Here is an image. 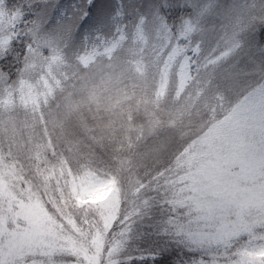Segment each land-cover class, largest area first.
Wrapping results in <instances>:
<instances>
[{"label":"rangeland","instance_id":"rangeland-1","mask_svg":"<svg viewBox=\"0 0 264 264\" xmlns=\"http://www.w3.org/2000/svg\"><path fill=\"white\" fill-rule=\"evenodd\" d=\"M172 1L145 2L142 6L140 16L131 24L134 29L131 37L138 42L132 47L144 49L146 53L122 51L131 55L130 65L122 66L121 60H117L121 57L115 56L122 40L114 18L121 11L120 3L118 0H98L104 6V13L87 28L55 44L54 51L47 46L41 51L39 45L42 41L33 43L22 59L15 81L8 82L0 73V209L4 207L10 215V219L0 218V264H24L28 257H37L28 260V264H41V261L55 264L58 256L70 249L66 243L56 240L55 235L46 239L48 226L37 227L35 219L32 222L31 217L27 218L18 208L21 198H35L39 190L56 192L61 186L57 170L54 173L53 169H46L48 155L55 156L53 150L58 144L54 143L59 135L88 132L85 128L88 117H94L96 130L104 134L107 130L119 144L129 139L135 144L138 138L142 139L140 126L149 114L146 109L157 108L153 101H162L170 90H174L173 75L177 83L180 79L179 65L170 64L167 69L157 71L154 67L150 70L148 63L149 52L160 42L167 46L173 37L174 32L170 33L158 16L159 7H166ZM174 1L185 4L189 13L176 28H181L185 35L207 33L210 54L205 60L207 69L219 63L212 60L217 48L224 47L226 55L232 54L234 49L229 48V44L247 29L243 13L259 4V0ZM79 2L59 0V5L71 11L70 6ZM201 2L203 7H198ZM218 2L236 6L230 10L234 19L227 29L215 17L202 23L210 17ZM259 32L251 34V49L241 52L237 59L238 77L248 76L253 64L257 72L261 71L258 47L261 43L257 37L262 34L264 38V29ZM7 48L8 41L0 39V58ZM214 77L215 73L209 71L204 84L207 86ZM250 97V100L245 98L248 102L247 119L237 126L229 150H221L214 142H205L203 151H193L196 145L184 149L183 161L187 163L178 174L177 190L172 193L170 202L172 217L178 219L165 227L166 232L180 233L188 246L202 251L204 257L214 264H232L233 259L235 264H264V232L259 231L264 228V182L261 181L264 177V112L261 111L264 92L257 88ZM120 118L125 119V123L119 125L124 133L110 128L118 124ZM154 126L159 128V123ZM120 134L124 136L119 137ZM178 139L179 136L169 138L165 135L161 144L174 143ZM132 149L133 145L128 151ZM147 163L143 156H138L135 162L138 166ZM221 180L230 195L212 207L202 194ZM62 186L66 189V185ZM83 188L81 195L75 197L77 204L98 205L100 212L108 215L120 203L113 182ZM143 200L141 193L136 192L127 202V211H130L128 215L145 223L147 214L144 211L151 201ZM66 218L73 221L69 214ZM238 239L244 240L242 247L236 256L228 258L225 249L228 250ZM22 242L27 245L23 246ZM83 242L84 239L82 243L76 242L75 247L80 252L85 249L83 244L86 243ZM78 257L77 264L85 259L83 252Z\"/></svg>","mask_w":264,"mask_h":264},{"label":"trees","instance_id":"trees-1","mask_svg":"<svg viewBox=\"0 0 264 264\" xmlns=\"http://www.w3.org/2000/svg\"><path fill=\"white\" fill-rule=\"evenodd\" d=\"M118 1L121 11L119 10V16L115 14L114 18L117 19L115 23L120 27L119 35L122 36V40L115 56L119 55L121 58L117 59L118 62L121 60L122 66H127L131 64V55L121 53L122 51L146 53L144 49L132 47L138 42L131 37L134 32L131 24L140 16L145 2L153 4L158 0ZM15 2H27V0H15ZM168 4L170 5L159 7L158 16L169 32L173 33L178 28L176 26L182 22L181 20H185L189 13L185 4H179L174 0ZM38 6L39 4L36 5V7ZM261 36L262 34L258 35L257 39L261 44H264V38ZM253 39L255 38L253 37ZM27 43L26 38L23 42H14L0 58V73L6 77L8 82L15 81L20 72L22 59L26 57L25 44ZM31 46L32 44L29 47L31 48ZM140 56L134 55V57ZM93 119L94 117H88V123H86L88 127L85 125L88 132H66L64 135L58 136L57 143L52 142L58 144V148L53 150L54 157L48 155V167H44L50 171L53 169L54 173L57 170L58 184L66 185V189L59 186L56 192L46 189L39 190L35 198L26 199L23 197L18 200V203L21 202L18 208L27 218L31 217L32 222L35 219L37 227L48 226L46 239L53 238L55 235L56 240L59 239L62 243H66L70 249H66L64 253L70 254L71 257L79 261L78 255L81 256L83 252L85 258L83 264H109V261L116 257L117 252L128 244L134 251L131 258L137 264H193L195 259L200 258L202 251L188 246L184 239H180V233L169 234L165 228L178 219H174L171 214L170 202L171 199L173 200L172 193L177 190V182L180 178L178 174L187 163L183 161L185 150L182 153L176 152L171 167L161 174L167 178L166 180L161 176L153 178L152 165L156 163V159L144 166H138L129 157V153L133 149L128 150L132 145H135L134 142L129 139L130 141L126 140L119 144L113 140L114 138L107 130V134L101 131L99 133ZM118 121V124H114L110 128L124 133L123 127L121 128L119 125L125 123V119L120 118ZM89 129L92 131L89 132ZM36 173L40 174L38 171ZM107 181L115 184L116 191L118 190L121 198L117 208L108 215L102 214L98 205L75 203V197L81 195L84 190L83 186ZM136 192H140L144 200L147 198L151 201L144 211L147 214L145 223L128 215L130 211H127V202L131 201ZM69 196L70 198L67 199ZM7 201L11 202L12 200L8 199ZM49 207L55 208L57 215H53L49 211ZM67 214L72 216L73 221L67 220ZM9 217L7 209L5 211V208L1 207L0 218ZM169 219H171L170 223ZM28 222L30 223V219ZM168 223L169 225H167ZM82 239L85 240L83 243L86 245L83 244L85 249L80 252L75 246L76 242L82 243ZM243 241L238 239L233 242V245L225 253L226 256L228 258L236 256ZM22 243L23 246L27 245L26 242ZM106 244L109 245L107 251L105 250ZM154 254L155 259H153ZM60 257L58 256L55 264H64ZM44 262L41 261V264ZM24 264H28V259L24 260Z\"/></svg>","mask_w":264,"mask_h":264},{"label":"clouds","instance_id":"clouds-1","mask_svg":"<svg viewBox=\"0 0 264 264\" xmlns=\"http://www.w3.org/2000/svg\"><path fill=\"white\" fill-rule=\"evenodd\" d=\"M198 7H203V3L201 2ZM235 7L233 4L218 2L210 17H206L202 23H207L209 18L215 17L227 29L234 19V13L230 10ZM243 17L247 29L229 44L228 47L234 49L232 54L226 55L227 50L224 47L217 48L212 60L219 63L214 64L211 69L205 67V60L210 55L206 32H192L190 35H185L183 30L178 28L167 46L160 42L149 52L150 70L153 67L157 71L167 69L170 64L180 66L179 82L177 83L175 75L172 77L174 90H170L162 101L158 103L153 101L157 104V108L146 109L149 114L140 126L143 137L138 138L133 151L129 153L134 163L137 162L138 156H143L148 162L157 160V163L152 165L153 178L161 176L171 167L176 152L182 153L185 148L193 145H196L193 151H203L205 142H214L221 150H229L230 139L235 134L237 126L247 119L248 102L245 98L250 100V94L257 88L264 92V44L258 45L261 52L259 59L261 71L257 72L256 65L253 64L248 76L238 77L236 73V63L241 52L252 47L251 34L264 29V0H259L257 7L247 9ZM221 57L225 58L221 59ZM209 71L214 72L215 77L206 86L204 80ZM249 80L252 81L251 84L248 83ZM261 111L264 112V107ZM157 122L159 128L154 126ZM165 135L169 138L179 136V139L174 143L161 144ZM161 178L167 179L163 176ZM261 181L264 182V177ZM223 184L221 180L210 191L202 194L203 199L210 206L215 207L230 195ZM49 211L57 215L55 208L49 207ZM259 231L264 232V228ZM180 239L184 238L181 236ZM108 247L109 245L106 244V251ZM89 250L91 251V248ZM133 255L132 246L125 245L109 264H137L131 258ZM34 259L37 257H28L29 261ZM60 259L64 264H77V260L68 253L63 254ZM79 264L83 262L80 261ZM193 264H214V262L206 259L202 254L199 259L193 261ZM232 264H235L234 259Z\"/></svg>","mask_w":264,"mask_h":264},{"label":"snow or ice","instance_id":"snow-or-ice-1","mask_svg":"<svg viewBox=\"0 0 264 264\" xmlns=\"http://www.w3.org/2000/svg\"><path fill=\"white\" fill-rule=\"evenodd\" d=\"M41 5L36 7V5ZM68 7H60L59 0H0V39L8 41V48L16 41L26 38L25 54L29 46L42 41L40 50L47 46L54 51V45L70 39L74 33L100 18L103 4L98 0H80ZM155 254L153 259H155Z\"/></svg>","mask_w":264,"mask_h":264}]
</instances>
